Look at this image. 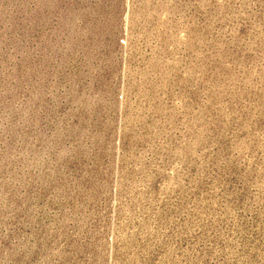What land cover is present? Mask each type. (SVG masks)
<instances>
[{
    "label": "rangeland",
    "instance_id": "rangeland-1",
    "mask_svg": "<svg viewBox=\"0 0 264 264\" xmlns=\"http://www.w3.org/2000/svg\"><path fill=\"white\" fill-rule=\"evenodd\" d=\"M0 264H264V0H0Z\"/></svg>",
    "mask_w": 264,
    "mask_h": 264
}]
</instances>
